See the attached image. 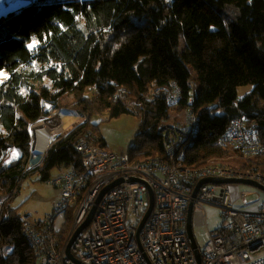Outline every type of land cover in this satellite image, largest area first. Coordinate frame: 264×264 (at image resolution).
I'll use <instances>...</instances> for the list:
<instances>
[{"label": "trees", "instance_id": "16d2710c", "mask_svg": "<svg viewBox=\"0 0 264 264\" xmlns=\"http://www.w3.org/2000/svg\"><path fill=\"white\" fill-rule=\"evenodd\" d=\"M29 2L0 15V71L8 72L0 83V196L8 195L0 212V244L13 245L10 255L0 252V264H35L22 232L24 213L10 204L24 181L44 182L79 168L76 143L87 131L106 147L92 123L96 113L140 118L127 150L130 161L167 158L160 128L183 122L192 98L199 127L175 160L190 168L220 163L264 172V152L244 157L221 142L241 118L264 143V0ZM243 84L252 90L238 96ZM172 91L180 94L175 106L168 104ZM61 110L81 122L58 133L40 162L27 169L30 126ZM79 199L55 229L62 243Z\"/></svg>", "mask_w": 264, "mask_h": 264}, {"label": "built area", "instance_id": "2783aa9c", "mask_svg": "<svg viewBox=\"0 0 264 264\" xmlns=\"http://www.w3.org/2000/svg\"><path fill=\"white\" fill-rule=\"evenodd\" d=\"M179 96L178 91H172L169 106H175ZM191 105L192 98L184 109L183 122L160 128L167 158L152 156L130 161L127 152L122 150L115 156L99 145L94 132L87 131L79 137V168L60 171L49 179L56 188L52 211L41 219L26 213L20 216L24 237L35 252V264H195L186 232L190 201L195 208H203L204 204L219 207L227 221L206 234H194L200 264H264V256L252 258L264 249V203L236 209L230 183H202L196 196L191 195L197 181L206 177L250 178L264 185V172L237 171L220 163L190 168L180 159L175 160L182 158L185 143L199 127V114ZM221 142L244 157L264 152V143L241 118L232 121ZM27 165L33 167V162ZM119 179L95 201L105 186ZM149 189L154 204L140 229V249L136 229L149 205ZM79 195L72 227L62 243L54 228L55 218ZM237 198L243 205L249 204L246 192L238 191ZM93 206L90 222L70 246L75 262L65 253L66 243ZM12 251L13 245L3 240L0 252L7 256Z\"/></svg>", "mask_w": 264, "mask_h": 264}, {"label": "rangeland", "instance_id": "374dc122", "mask_svg": "<svg viewBox=\"0 0 264 264\" xmlns=\"http://www.w3.org/2000/svg\"><path fill=\"white\" fill-rule=\"evenodd\" d=\"M29 3H30L29 0H23V3L22 0H0V15L6 14L10 10H16L20 7L28 5ZM180 44L183 45V35L180 36ZM0 73H2L0 74V83H1L7 78L8 72L7 70L2 69ZM252 87H253L252 84H243L238 86L237 87L238 96H242L243 94L251 91ZM69 99H71V96H68V100ZM53 113L59 115L57 111H53L52 114ZM59 116H61L60 118L62 120L61 131L59 132L60 134L69 131L76 124L81 122L80 117H78L77 115L72 113L69 114L68 112H64L62 110L60 111ZM183 116H184V111H183ZM183 116L181 120L183 119ZM92 123L97 126L98 133L101 135L102 139L106 143V148L109 149L113 154H115V156H117L120 154L122 150L124 152H127L129 146L132 144L134 135L137 132L140 123V118L132 112L122 113L118 116H109V114L106 111H104L102 113H96L95 115H93ZM55 138L56 136L54 135L52 142ZM44 154L42 155V157L44 156ZM31 156H32V151H31ZM234 159H238V158H234ZM38 161L39 158L34 162L36 163ZM218 161L225 162L224 160H218ZM229 161L231 162L232 160ZM34 162H33V166H35ZM29 168L32 167H28L27 165V169ZM31 183L33 182H29V180L23 182V187L21 189V192L14 197L10 205L12 207L17 208L18 211L21 213H27L32 215L33 218L41 219L45 216V214L50 213L53 208V202H52V206H50V203L49 204L45 203L42 200L44 194L47 193V191L43 188L47 186L49 187V185H47L44 182H38V184H36V186L38 187L35 191V188L34 186H32L33 184L31 185ZM230 186L231 188L232 186L234 188L233 199H234V207L236 209L246 210L249 208L257 207L264 203V191H262L261 189L247 183H230ZM51 188L53 189L52 193H54L55 192L54 188L52 186ZM238 191H244L247 193L249 204L243 205L241 203V201L237 198ZM205 214H206V224L209 227H212L213 225L221 226L225 222H227L223 220L219 207L206 206ZM64 219H65L64 213L58 215L55 218L54 228L57 231H59V229L61 228ZM204 222H205L204 211L194 210L192 216V229L196 230L198 224L204 228L205 225ZM71 227H72V221H71L70 229ZM261 256H264V249L254 254L252 258L255 259Z\"/></svg>", "mask_w": 264, "mask_h": 264}, {"label": "water", "instance_id": "95a60500", "mask_svg": "<svg viewBox=\"0 0 264 264\" xmlns=\"http://www.w3.org/2000/svg\"><path fill=\"white\" fill-rule=\"evenodd\" d=\"M57 116L60 118V116L57 114ZM61 119V118H60ZM62 121V120H61ZM30 131V135L32 137V142L30 145V157H29V161L32 163L34 161H32L31 159V151L34 149L35 146V140H34V126L33 124L30 126L29 128ZM56 136V135H55ZM42 156V155H41ZM40 156V157H41ZM38 159V158H37ZM36 159V160H37ZM119 180L115 181L114 183H111L107 186H105L103 188V190L99 193V195L96 198V202H98L101 198V196L103 195V193L113 184L119 182ZM202 183H247V184H251L259 189H261L262 191H264V185L260 184L259 182L255 181L254 179H250V178H242V177H206L203 179H200L199 181H197V183L195 184L193 191H192V197L196 196V193L200 187V185ZM8 195L5 196H0V207L3 204L4 200L7 198ZM149 205L146 209V211L144 212L140 223L137 226L136 229V239L138 242V246L140 247V249H142V244H141V240H140V229L146 219V217L148 216V214L150 213L153 204H154V196H153V192L152 189H149ZM193 203L192 201L189 202L188 207H187V214H186V232L190 241V244L193 248L194 251V256H195V260L196 263L195 264H200L201 263V255H200V250L198 248L197 242L195 240V236H194V232L192 229V215H193ZM95 210V207L93 206L90 211L88 212V214L86 215L85 219L75 228V230L73 231V233L71 234V236L69 237L67 243H66V247H65V253L68 257H70L72 260H74L75 262L77 261L74 256L71 254L70 252V246L71 243L73 242L74 238L76 237V235L82 231V229H84L88 223L90 222L93 212ZM148 264H150L148 262Z\"/></svg>", "mask_w": 264, "mask_h": 264}, {"label": "bare ground", "instance_id": "6f19581e", "mask_svg": "<svg viewBox=\"0 0 264 264\" xmlns=\"http://www.w3.org/2000/svg\"><path fill=\"white\" fill-rule=\"evenodd\" d=\"M61 119L56 114H48L34 122L35 146L32 150V161L43 155L52 143L54 135L61 131Z\"/></svg>", "mask_w": 264, "mask_h": 264}, {"label": "crops", "instance_id": "0c3cea01", "mask_svg": "<svg viewBox=\"0 0 264 264\" xmlns=\"http://www.w3.org/2000/svg\"><path fill=\"white\" fill-rule=\"evenodd\" d=\"M44 183H46L47 185H49V187L47 186V187H45V188H43V189H45L46 191H47V193L46 194H44V197H42V200L45 202V203H50V206H52V202H53V200H54V197H55V193H56V188H55V185L54 184H52L49 180L48 181H44ZM33 184V185H32ZM36 184H38V182H35V183H31V185L32 186H34V188H35V191H36V189H37V187L38 186H36ZM51 186L54 188V190H55V192L54 193H52V188H51ZM232 193L234 194V188H233V186H232ZM39 192H40V189H39ZM34 193V192H33ZM46 197V198H45ZM206 206H215V205H212V204H204L203 205V208H193V211L194 210H203L204 211V228L201 226V225H197V227H196V230H194L193 229V232H194V234H196V232H198V231H201L202 232V234H206L207 233V231L208 230H213V229H215V228H217V227H219L220 225H218V226H216V225H213L212 227H209L207 224H206V214H205V208H206ZM215 207H217V206H215ZM27 214V213H26ZM193 216V215H192ZM31 217H32V215H31ZM33 218V217H32ZM34 219H39V218H34Z\"/></svg>", "mask_w": 264, "mask_h": 264}, {"label": "snow or ice", "instance_id": "6c2138e0", "mask_svg": "<svg viewBox=\"0 0 264 264\" xmlns=\"http://www.w3.org/2000/svg\"><path fill=\"white\" fill-rule=\"evenodd\" d=\"M22 3H23V0H22ZM34 44H35V40H33V42L30 43V44L28 45V47H29V48H32V47L34 46ZM0 74H2V73H0Z\"/></svg>", "mask_w": 264, "mask_h": 264}]
</instances>
